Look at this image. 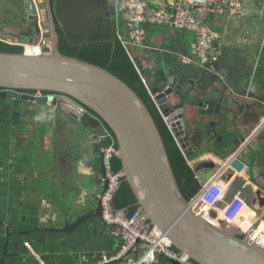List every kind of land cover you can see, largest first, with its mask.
Returning a JSON list of instances; mask_svg holds the SVG:
<instances>
[{
	"label": "water",
	"instance_id": "1",
	"mask_svg": "<svg viewBox=\"0 0 264 264\" xmlns=\"http://www.w3.org/2000/svg\"><path fill=\"white\" fill-rule=\"evenodd\" d=\"M13 5V12L20 18L10 34L12 41L36 45L41 29L48 33L49 45L42 48L41 54L0 52V101H21L31 106L50 107L52 113L62 112L85 128L98 156L101 148L114 142L122 180L128 183L136 198L143 229L155 227L174 249L187 255L193 263L264 264V249L248 242L233 226L225 225L222 220L210 223L203 219V212L190 207V199L211 178L216 164L196 162V182L183 196L157 125L134 90L106 69L58 52L57 26L69 45L85 39L111 40L114 1L42 0L44 20L38 18L37 8L41 5L36 8L32 0H13ZM143 51V58H135V62L140 73L153 85L155 100L164 115L171 120L178 119L176 125L182 127L181 119L187 112L197 117L200 124L225 129L231 138L243 142L245 121L240 115V101L247 92L241 93L231 84L228 89L218 65H201V69L180 75L167 58L166 44L161 42ZM34 91L59 96L28 94ZM181 142L187 160L195 159L193 148ZM256 149V144H244L235 154L231 167L240 171L245 164L238 156L249 150L253 157ZM226 156L223 154L220 159ZM224 180L228 182V199L237 195L252 209L264 211V183L254 190L241 177L232 176L231 171L225 173ZM100 210L97 201L96 208L79 218L72 228L85 220L100 218ZM121 211L125 214V210ZM6 256L4 252L0 264H4Z\"/></svg>",
	"mask_w": 264,
	"mask_h": 264
},
{
	"label": "crops",
	"instance_id": "2",
	"mask_svg": "<svg viewBox=\"0 0 264 264\" xmlns=\"http://www.w3.org/2000/svg\"><path fill=\"white\" fill-rule=\"evenodd\" d=\"M244 3L239 17L205 18L220 36L221 53L214 65L223 74L224 84L247 92L240 101L245 121L243 142L231 138L225 129L200 124L187 112L181 121L184 143L195 154V159H185L193 172L198 161L213 162L220 169L244 144H256L253 157L249 150L238 156L247 166V184L255 190L264 183V0ZM38 5V18L44 20L42 0ZM13 8V0H0V42L23 51L22 47L34 45H19L10 38L20 18ZM145 30V46L138 48L135 58L142 59L144 49L162 42L180 75L201 67L188 53L193 33L163 26ZM223 154H227L224 160L220 159ZM101 173L100 156L94 153L85 128L74 119L60 111L52 113L50 107L0 101V258L7 254L4 264H97L101 256L115 255L121 239L100 218L72 228L96 208L103 189ZM218 211L212 209L209 214L214 213L217 219ZM255 211L256 217L264 220V211ZM236 225L231 226L239 228L238 222ZM142 250L137 246L126 257L108 264H131ZM153 264L170 263L158 257Z\"/></svg>",
	"mask_w": 264,
	"mask_h": 264
},
{
	"label": "built area",
	"instance_id": "3",
	"mask_svg": "<svg viewBox=\"0 0 264 264\" xmlns=\"http://www.w3.org/2000/svg\"><path fill=\"white\" fill-rule=\"evenodd\" d=\"M37 8V2L32 0ZM115 15L112 20V36L125 51L129 61L138 74L148 97L163 121L167 131L171 135L176 147L186 159L182 142L184 134L182 127L176 125L177 120H171L163 114L160 106L155 100V93L149 88L146 79L140 73L135 62L133 49L145 46L146 30L148 26H163L167 29L191 32L194 34V42L189 48V56L195 59L202 66L212 67L218 60L221 53V40L219 34L214 31L205 18L209 15H218L231 19L243 14L244 0H113ZM39 15V10L37 8ZM123 24V25H122ZM123 26V29H122ZM49 45V37L46 38V31L40 29L38 43L34 46L22 47L35 50L41 54L42 48ZM27 53V52H26ZM29 54V53H28ZM33 97L59 96L43 93L40 91L29 92ZM109 136V133H106ZM117 147L112 142L110 146L100 149L101 156V184L103 189L97 196L100 205V220L113 229L121 239V246L113 256H101L97 264H108L114 260L126 257L137 246L142 247V253L131 264H153L158 257L167 261H175L179 264H195L189 260L187 255L174 249L169 240L164 237L155 227L143 229L142 219H138L137 211L127 216L121 210L114 209L112 205L113 196L122 181V172H115L112 169V160L116 157ZM234 156L226 159V163L220 169H216L206 184L202 185L197 194L190 199V207L194 211L203 209H219V217L215 220H208L216 223L222 220L225 225H232L238 222L237 231L243 233L248 242L256 244L264 249V220L256 217L255 210L248 206L247 202L237 195L231 199L226 197L228 182L224 180L227 171L232 176L241 177L246 183L247 166L244 165L240 171L231 167ZM204 213V212H203ZM257 213V212H256ZM237 226V225H236Z\"/></svg>",
	"mask_w": 264,
	"mask_h": 264
},
{
	"label": "trees",
	"instance_id": "4",
	"mask_svg": "<svg viewBox=\"0 0 264 264\" xmlns=\"http://www.w3.org/2000/svg\"><path fill=\"white\" fill-rule=\"evenodd\" d=\"M52 1L53 0H51V2ZM56 32L58 34L57 50L62 56L76 58L77 60L106 69L126 83L140 97L157 125L165 145L176 183L183 196H186V192L196 182L194 172L188 166L184 156L176 147L171 135L151 103L138 74L119 42L115 38L97 41L85 39L77 45H69L62 30L58 26L56 27ZM0 52L21 53L22 50L0 42ZM150 87L151 86H149V88ZM150 89L152 90V88ZM112 169L115 172L121 171L120 162L116 158L112 160ZM112 205L116 210H125L127 216L137 211L138 206L136 204V198L128 183L123 180L113 196ZM235 232L239 231L235 229Z\"/></svg>",
	"mask_w": 264,
	"mask_h": 264
},
{
	"label": "bare ground",
	"instance_id": "5",
	"mask_svg": "<svg viewBox=\"0 0 264 264\" xmlns=\"http://www.w3.org/2000/svg\"><path fill=\"white\" fill-rule=\"evenodd\" d=\"M26 52L27 53H35V50H30L29 48H26ZM212 209H208V208H206V209H203V212H204V214L202 215L203 216V219L204 220H214L215 219V214L214 213H210L209 214V212L211 211ZM217 217H218V215H217Z\"/></svg>",
	"mask_w": 264,
	"mask_h": 264
},
{
	"label": "rangeland",
	"instance_id": "6",
	"mask_svg": "<svg viewBox=\"0 0 264 264\" xmlns=\"http://www.w3.org/2000/svg\"><path fill=\"white\" fill-rule=\"evenodd\" d=\"M46 38H48V35L47 34H46ZM139 51L140 50L138 48H136V50L134 51V54H138ZM244 154H246V151L243 153V155H241V157L244 156Z\"/></svg>",
	"mask_w": 264,
	"mask_h": 264
}]
</instances>
